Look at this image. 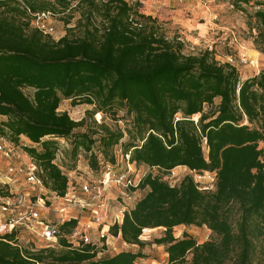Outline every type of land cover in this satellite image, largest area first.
I'll return each instance as SVG.
<instances>
[{
    "label": "trees",
    "instance_id": "trees-1",
    "mask_svg": "<svg viewBox=\"0 0 264 264\" xmlns=\"http://www.w3.org/2000/svg\"><path fill=\"white\" fill-rule=\"evenodd\" d=\"M90 3L101 26L92 9L86 22L80 18L56 40L34 25L31 12L63 13L72 0H0V115L7 117L0 136L18 142L25 135L39 144L26 150L46 187L59 194L68 178L54 162L62 147L57 139L71 143L74 167L85 153L93 169L97 140L107 160L120 144L148 170L139 184L143 195L112 235L144 247V230L164 228L153 242L166 246L169 264H264V69L242 80L236 65L217 60L209 48L186 53L182 40L170 39L139 2ZM254 16L263 37L264 8ZM64 99L94 105L93 116L109 111L116 121L124 109L131 128L75 120L59 110ZM85 125L98 130L75 132ZM179 166L215 170V187L200 189L191 174L171 185L163 174ZM179 225H206L213 235L202 243L188 233L176 237ZM17 236V230L0 235V264H139L142 257L132 251L97 257L91 245L72 248L64 239L59 249L35 248Z\"/></svg>",
    "mask_w": 264,
    "mask_h": 264
},
{
    "label": "built area",
    "instance_id": "built-area-1",
    "mask_svg": "<svg viewBox=\"0 0 264 264\" xmlns=\"http://www.w3.org/2000/svg\"><path fill=\"white\" fill-rule=\"evenodd\" d=\"M31 14L34 25L44 34L52 35L54 26L50 19L54 14L51 11ZM228 57L233 62L234 58ZM241 62L254 64L247 58H241ZM31 146L39 147V144L23 139L22 135L18 142L0 136V155L9 162L6 178L8 183L14 184L0 203V235L17 230L21 241L20 232L24 229L30 236L26 243L35 248L59 246L60 240L64 239L72 248L89 244L97 252V257H103L110 236L121 238L120 233L110 235V229L121 226L126 214L136 206L140 198L139 184L148 168L131 161L130 155L124 154L122 149L115 151L114 160H107L100 150H94L98 155L99 173L85 177L77 171V163L73 169H65L61 147L54 162L68 179L66 192L59 194L44 184L39 175L40 166L26 150ZM86 165L92 168L88 160ZM189 171L200 189L215 187V170ZM72 221H76L74 226L63 229L65 223Z\"/></svg>",
    "mask_w": 264,
    "mask_h": 264
},
{
    "label": "rangeland",
    "instance_id": "rangeland-1",
    "mask_svg": "<svg viewBox=\"0 0 264 264\" xmlns=\"http://www.w3.org/2000/svg\"><path fill=\"white\" fill-rule=\"evenodd\" d=\"M22 1V0H20ZM105 0H95L97 4ZM131 3L139 2L140 10L146 14L156 17L161 23L165 34L170 38H178L184 43V51L186 53H197L201 49L209 48L213 50L217 60L221 62H229L232 56L233 64L239 70L241 79L254 76L264 69V36L262 37L261 26L254 16L259 8L264 5L259 4L260 0H250L249 2L236 0H128ZM94 10L93 20L101 26L102 17L100 13L93 7L90 0H72V6L65 12H56L50 21L54 26L52 37L59 39L67 33L68 27L75 26L80 18L83 22L87 21V12ZM75 32L80 33V29L76 28ZM241 58L253 60L254 64H243ZM28 93H32L29 89ZM219 104V99L215 100L214 107ZM61 109L68 111L75 120L85 118L86 124L92 123L96 118L109 124L112 128H131L132 117L126 113L124 109L119 108L120 121L113 119L109 111L101 113V115H91L95 111L92 104L80 103L73 105L70 99H64ZM209 107L206 106V110ZM0 116V124L3 121ZM199 118V114L194 116ZM98 130L96 127L88 128L87 125L79 127L76 133L89 132ZM94 137L99 138V134L95 133ZM50 138V137H47ZM128 140V135L124 141ZM58 141L65 150L63 164L65 169L74 167V158L71 154V143L59 138ZM100 142L94 146L97 151ZM120 144L115 146V151L121 150ZM206 148V147H205ZM77 171L86 176H92L93 173H99L98 169L87 167L88 157L85 153L78 156ZM80 161V162H79ZM8 160L0 155V188L6 190L14 187V184L8 183ZM76 166V164H75ZM67 171V170H66ZM98 171V172H97ZM155 174L162 173L160 170H153ZM190 174L188 168L176 167L172 172L163 174V177L170 184L179 183L186 175ZM25 187V186H24ZM14 191V190H13ZM143 195V191H139V197ZM3 196L0 194V203ZM184 233H188L194 237L199 243L210 239L213 235L211 229L206 225H179L174 228L176 237H182ZM112 235V234H110ZM164 235V228H153L144 230L141 238L146 242L144 247L135 244H128L121 238L110 236L106 252L102 255L111 256L121 251L141 252L142 257L137 258L139 264H169L168 253L165 245H158L153 242L154 238ZM22 244L28 245L26 240L30 238L28 232L24 229L20 232ZM54 248L59 249V246Z\"/></svg>",
    "mask_w": 264,
    "mask_h": 264
},
{
    "label": "crops",
    "instance_id": "crops-1",
    "mask_svg": "<svg viewBox=\"0 0 264 264\" xmlns=\"http://www.w3.org/2000/svg\"><path fill=\"white\" fill-rule=\"evenodd\" d=\"M219 99V102H220V98H218ZM62 104V103H61ZM59 110H61V111H64L63 109H61V105H60V107H59ZM2 118V120H6L7 119V117L6 116H4V115H0ZM22 138L23 139H27V140H30L29 138H27L25 135H22ZM23 160H26L25 159V157H23ZM16 162H17V160H16ZM180 167H185V168H187L186 166H180ZM22 179V178H21ZM16 186V185H15Z\"/></svg>",
    "mask_w": 264,
    "mask_h": 264
}]
</instances>
